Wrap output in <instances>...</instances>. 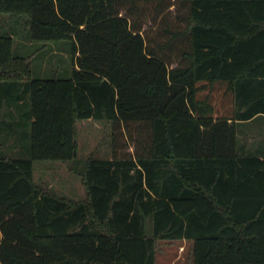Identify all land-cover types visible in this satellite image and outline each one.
<instances>
[{
  "label": "trees",
  "instance_id": "obj_1",
  "mask_svg": "<svg viewBox=\"0 0 264 264\" xmlns=\"http://www.w3.org/2000/svg\"><path fill=\"white\" fill-rule=\"evenodd\" d=\"M151 1L0 0L30 40L75 54L69 77H33L0 30V90L27 93L31 115V157L0 155V264H156L161 239L193 240L194 264H264V158L237 136L264 109V0H184L163 44L176 65L122 13ZM87 118L124 126L134 154L78 162ZM34 159L74 160L86 197L39 186Z\"/></svg>",
  "mask_w": 264,
  "mask_h": 264
},
{
  "label": "rangeland",
  "instance_id": "obj_2",
  "mask_svg": "<svg viewBox=\"0 0 264 264\" xmlns=\"http://www.w3.org/2000/svg\"><path fill=\"white\" fill-rule=\"evenodd\" d=\"M125 5L122 13L128 14L142 25L148 43L170 59L172 65L181 60V51L173 44L163 47L171 37L170 28L183 27L187 11L184 0H153L140 2L139 9H128ZM0 30H10L14 37V53L28 57L32 63L33 77H69L74 67L75 54L68 40L32 41L24 23L14 21L8 13L0 14ZM24 78H27L26 76ZM19 87L8 94L0 90V155L10 157H31V118L30 98L28 94L19 101ZM10 101L9 102V98ZM3 121L1 122V120ZM76 160L84 162L88 157L112 158L114 156L133 155L136 146L130 133L118 128L110 121L94 118L78 119ZM132 133L138 129L150 133L146 124L131 126ZM116 132V133H115ZM115 134V136H114ZM115 142V147L112 143ZM75 161L53 159H34L35 182L54 193L71 200L86 197L82 178L71 170ZM81 165V164H80ZM151 231V227H150ZM156 264H194L193 240L161 239L157 242Z\"/></svg>",
  "mask_w": 264,
  "mask_h": 264
},
{
  "label": "crops",
  "instance_id": "obj_3",
  "mask_svg": "<svg viewBox=\"0 0 264 264\" xmlns=\"http://www.w3.org/2000/svg\"><path fill=\"white\" fill-rule=\"evenodd\" d=\"M264 78V77H259ZM256 93H254L255 95ZM264 95V88L257 91ZM4 118H2L1 122ZM238 152L242 155L257 154L264 158V109L249 119L237 120Z\"/></svg>",
  "mask_w": 264,
  "mask_h": 264
}]
</instances>
